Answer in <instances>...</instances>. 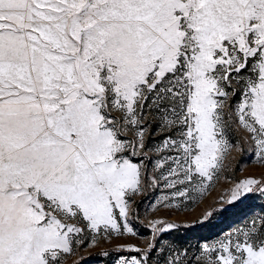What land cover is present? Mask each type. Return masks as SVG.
<instances>
[{"label":"snow or ice","instance_id":"obj_1","mask_svg":"<svg viewBox=\"0 0 264 264\" xmlns=\"http://www.w3.org/2000/svg\"><path fill=\"white\" fill-rule=\"evenodd\" d=\"M233 123L264 162V0H0V264H65L135 235L153 157L165 187L196 203L225 154L244 151ZM257 192L264 180L237 181L198 222ZM161 230L129 250L147 257ZM198 253L264 264V213ZM167 264H183L179 251Z\"/></svg>","mask_w":264,"mask_h":264},{"label":"rangeland","instance_id":"obj_2","mask_svg":"<svg viewBox=\"0 0 264 264\" xmlns=\"http://www.w3.org/2000/svg\"><path fill=\"white\" fill-rule=\"evenodd\" d=\"M238 99L239 96L230 103L234 105ZM228 134L233 144L241 143L244 151L232 149L225 154L222 159L223 168L218 177L214 178L212 187L202 198L193 193L196 203L174 196V189L165 187L163 179H159V172L154 171L153 157L147 164L143 192L133 197L134 202L129 212L128 224L134 229L135 235L112 234L111 239H101L99 245L81 246L75 254L66 256L65 264H117L119 260L131 261L133 258H146L148 264H167L177 251L183 264H188L189 261L196 264L195 257L199 254V248L216 243L227 233L243 227L252 216L264 213V197L257 192L250 194L243 202L228 206L226 211L217 213L211 221L198 222L203 209L214 202H217L218 207L220 197L234 187L237 181L246 178L264 180V162L257 158L255 145L245 140L248 134L235 123ZM154 177L159 180L158 184H153ZM156 221L161 223L154 224ZM169 223L176 227L168 229ZM156 229L162 230L156 232V247L147 257H144L143 252L129 250L131 246L147 249ZM120 246L124 250H116ZM185 250L187 256H184Z\"/></svg>","mask_w":264,"mask_h":264}]
</instances>
